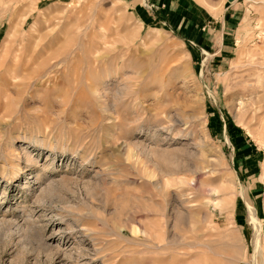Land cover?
I'll return each mask as SVG.
<instances>
[{"label": "rangeland", "instance_id": "374dc122", "mask_svg": "<svg viewBox=\"0 0 264 264\" xmlns=\"http://www.w3.org/2000/svg\"><path fill=\"white\" fill-rule=\"evenodd\" d=\"M0 264H264V0H0Z\"/></svg>", "mask_w": 264, "mask_h": 264}, {"label": "bare ground", "instance_id": "6f19581e", "mask_svg": "<svg viewBox=\"0 0 264 264\" xmlns=\"http://www.w3.org/2000/svg\"><path fill=\"white\" fill-rule=\"evenodd\" d=\"M12 66H13V64H12ZM16 69V68H15ZM258 76H259V74H258ZM257 224V223H256ZM258 226V225H257Z\"/></svg>", "mask_w": 264, "mask_h": 264}]
</instances>
